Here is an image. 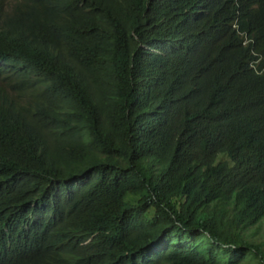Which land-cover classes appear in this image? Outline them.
I'll use <instances>...</instances> for the list:
<instances>
[{
    "label": "trees",
    "instance_id": "1",
    "mask_svg": "<svg viewBox=\"0 0 264 264\" xmlns=\"http://www.w3.org/2000/svg\"><path fill=\"white\" fill-rule=\"evenodd\" d=\"M0 264H264V0H0Z\"/></svg>",
    "mask_w": 264,
    "mask_h": 264
}]
</instances>
